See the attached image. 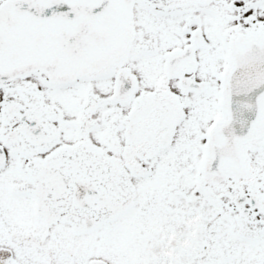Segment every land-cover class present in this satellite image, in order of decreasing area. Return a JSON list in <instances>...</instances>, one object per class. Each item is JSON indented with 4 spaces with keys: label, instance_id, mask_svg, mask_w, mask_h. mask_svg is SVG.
Segmentation results:
<instances>
[{
    "label": "snow or ice",
    "instance_id": "snow-or-ice-1",
    "mask_svg": "<svg viewBox=\"0 0 264 264\" xmlns=\"http://www.w3.org/2000/svg\"><path fill=\"white\" fill-rule=\"evenodd\" d=\"M0 264H264V0H0Z\"/></svg>",
    "mask_w": 264,
    "mask_h": 264
}]
</instances>
